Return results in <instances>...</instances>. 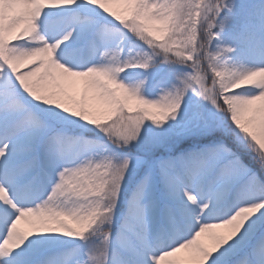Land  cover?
I'll use <instances>...</instances> for the list:
<instances>
[{
  "label": "snow or ice",
  "instance_id": "snow-or-ice-1",
  "mask_svg": "<svg viewBox=\"0 0 264 264\" xmlns=\"http://www.w3.org/2000/svg\"><path fill=\"white\" fill-rule=\"evenodd\" d=\"M0 264H264V0H0Z\"/></svg>",
  "mask_w": 264,
  "mask_h": 264
},
{
  "label": "rangeland",
  "instance_id": "rangeland-1",
  "mask_svg": "<svg viewBox=\"0 0 264 264\" xmlns=\"http://www.w3.org/2000/svg\"><path fill=\"white\" fill-rule=\"evenodd\" d=\"M116 10L122 11V9H116ZM82 94H84V85H83V82L82 81H80V82L77 83V86H76V88L74 90H71V91L68 92V95H70L71 97L76 96V95L77 96H81ZM91 95L92 94L89 92L88 93V97L90 98ZM217 231H223V230H217ZM200 239H201L202 242L207 243L208 242L207 241V234H204ZM186 256H187V253H185V252H181V253H178L177 254V257H181V258H184ZM169 259L170 260L176 259V257L169 258Z\"/></svg>",
  "mask_w": 264,
  "mask_h": 264
},
{
  "label": "trees",
  "instance_id": "trees-1",
  "mask_svg": "<svg viewBox=\"0 0 264 264\" xmlns=\"http://www.w3.org/2000/svg\"><path fill=\"white\" fill-rule=\"evenodd\" d=\"M73 98L76 99V100H79L80 96H77V95H76V96H73ZM89 102H93V101L89 100ZM96 115H97V117L100 118L101 121L103 122L101 113L97 112Z\"/></svg>",
  "mask_w": 264,
  "mask_h": 264
},
{
  "label": "bare ground",
  "instance_id": "bare-ground-1",
  "mask_svg": "<svg viewBox=\"0 0 264 264\" xmlns=\"http://www.w3.org/2000/svg\"><path fill=\"white\" fill-rule=\"evenodd\" d=\"M22 226H24V225H22Z\"/></svg>",
  "mask_w": 264,
  "mask_h": 264
}]
</instances>
